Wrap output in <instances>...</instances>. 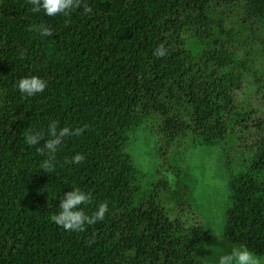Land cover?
<instances>
[{
  "label": "trees",
  "instance_id": "1",
  "mask_svg": "<svg viewBox=\"0 0 264 264\" xmlns=\"http://www.w3.org/2000/svg\"><path fill=\"white\" fill-rule=\"evenodd\" d=\"M82 4L91 11L48 17L0 0V264H203L209 232L192 211L186 156L220 145L224 234L264 256V0ZM30 75L47 86L22 98L14 83ZM50 120L83 131L62 140L47 174L24 133ZM140 127L162 159L149 186L126 152ZM77 152L82 162L65 163ZM71 186L90 194L89 214L108 206L81 232L50 219Z\"/></svg>",
  "mask_w": 264,
  "mask_h": 264
},
{
  "label": "clouds",
  "instance_id": "2",
  "mask_svg": "<svg viewBox=\"0 0 264 264\" xmlns=\"http://www.w3.org/2000/svg\"><path fill=\"white\" fill-rule=\"evenodd\" d=\"M82 7L83 12L89 13L91 9L82 4V0H30V8L33 13H43L48 17H54L57 14L68 15L72 10ZM36 30L41 36L51 35V28L43 23L36 26ZM154 55H165L163 46H157ZM47 86V81L37 75L19 77L14 88L18 90L22 98H30L42 93ZM83 129L71 128L69 126L58 127L57 120H50L46 131L29 129L24 133V142L28 146H35L37 153L44 159L40 163V170L45 173H52L55 169L54 157L62 140L67 137L79 136ZM43 141V143H41ZM84 155L77 152L65 160V163L71 162L78 164L84 160ZM90 201V194L81 190L79 187L71 186V190L65 191L57 204V211L51 215L50 219L57 226L69 232H81L87 225L103 220L107 211V203L100 202L96 209L89 214L85 205ZM214 236L219 241L223 240V235L216 231ZM214 259L207 264H264V259L258 257L252 250L244 244H237L224 250L223 247H214L212 255Z\"/></svg>",
  "mask_w": 264,
  "mask_h": 264
},
{
  "label": "rangeland",
  "instance_id": "3",
  "mask_svg": "<svg viewBox=\"0 0 264 264\" xmlns=\"http://www.w3.org/2000/svg\"><path fill=\"white\" fill-rule=\"evenodd\" d=\"M188 45L194 54L200 53L199 42L189 39ZM126 152L145 175V186L155 182L162 159L153 137L144 127H140L134 132ZM223 155L224 149L220 145L195 147L189 150L186 156L189 168L194 172V176L186 174L184 178L190 184L192 211L209 232L202 246L203 264L214 259L211 256L214 247H223L224 250H228L231 246L238 244L229 241L224 234L230 200ZM164 174L171 184L177 183V179L170 171H166ZM182 180V178L179 179V181ZM216 231L222 233L224 241L216 239L214 236ZM260 258L264 259V256Z\"/></svg>",
  "mask_w": 264,
  "mask_h": 264
}]
</instances>
